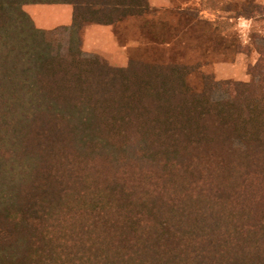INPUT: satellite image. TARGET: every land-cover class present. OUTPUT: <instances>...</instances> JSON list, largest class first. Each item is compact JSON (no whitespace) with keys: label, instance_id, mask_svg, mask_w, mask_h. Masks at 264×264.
<instances>
[{"label":"trees","instance_id":"1","mask_svg":"<svg viewBox=\"0 0 264 264\" xmlns=\"http://www.w3.org/2000/svg\"><path fill=\"white\" fill-rule=\"evenodd\" d=\"M29 4L72 22L40 28ZM151 10L0 0V264H264V43L251 80L201 90L196 66L84 51L87 24ZM262 15L251 0L236 17Z\"/></svg>","mask_w":264,"mask_h":264},{"label":"rangeland","instance_id":"2","mask_svg":"<svg viewBox=\"0 0 264 264\" xmlns=\"http://www.w3.org/2000/svg\"><path fill=\"white\" fill-rule=\"evenodd\" d=\"M149 1L152 10L147 14L125 16L111 25L87 24L84 51L98 54L114 66L127 67L131 59L196 66L188 79L195 90L202 89L203 74L217 80L252 79L249 66L259 57L254 39L264 43V15L250 20L236 17L243 4L251 0ZM253 1L264 5V0ZM68 8L70 14L66 5L25 6L36 25L49 30L70 25L60 24L66 17H55L67 13ZM238 43L249 44L253 52H240Z\"/></svg>","mask_w":264,"mask_h":264},{"label":"crops","instance_id":"3","mask_svg":"<svg viewBox=\"0 0 264 264\" xmlns=\"http://www.w3.org/2000/svg\"><path fill=\"white\" fill-rule=\"evenodd\" d=\"M59 5H66V6H69L70 8H71V11H70V14H69V8L68 9H66V11L65 12H67V13H57L56 14V16L55 17H57L58 16V18L57 19H59L60 18V20H61V18H63V17H66L65 19V21L64 22H61L60 24H64V23H67V24H71V22H72V12H73V8H72V6L71 5H69V4H59ZM68 10V11H67ZM59 14H60V16H59ZM102 25H104V24H102Z\"/></svg>","mask_w":264,"mask_h":264}]
</instances>
